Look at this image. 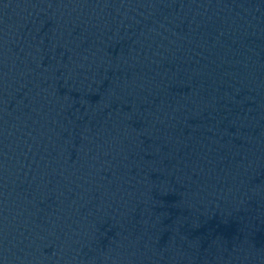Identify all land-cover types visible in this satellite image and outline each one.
<instances>
[{
	"label": "water",
	"instance_id": "95a60500",
	"mask_svg": "<svg viewBox=\"0 0 264 264\" xmlns=\"http://www.w3.org/2000/svg\"><path fill=\"white\" fill-rule=\"evenodd\" d=\"M0 264H264V0H0Z\"/></svg>",
	"mask_w": 264,
	"mask_h": 264
}]
</instances>
